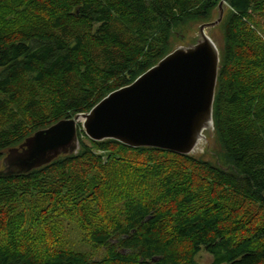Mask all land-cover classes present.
<instances>
[{
	"label": "trees",
	"instance_id": "obj_1",
	"mask_svg": "<svg viewBox=\"0 0 264 264\" xmlns=\"http://www.w3.org/2000/svg\"><path fill=\"white\" fill-rule=\"evenodd\" d=\"M4 1L22 9H0V114L22 79L51 101L24 106L26 130L0 128V159L132 83L172 51L174 26L207 19L220 0ZM225 6L216 162L94 142L77 125L75 152L0 176V264H197L202 250L209 264H264V0ZM62 222L105 257L61 249Z\"/></svg>",
	"mask_w": 264,
	"mask_h": 264
},
{
	"label": "water",
	"instance_id": "obj_2",
	"mask_svg": "<svg viewBox=\"0 0 264 264\" xmlns=\"http://www.w3.org/2000/svg\"><path fill=\"white\" fill-rule=\"evenodd\" d=\"M225 2H219L217 18L201 24L188 45L172 50L89 112L60 120L26 138L19 149H10L0 176L28 173L73 153L77 125L94 142L114 140L130 148L193 153L204 133L213 129L219 52L205 29L221 22Z\"/></svg>",
	"mask_w": 264,
	"mask_h": 264
},
{
	"label": "rangeland",
	"instance_id": "obj_3",
	"mask_svg": "<svg viewBox=\"0 0 264 264\" xmlns=\"http://www.w3.org/2000/svg\"><path fill=\"white\" fill-rule=\"evenodd\" d=\"M221 1V0H220ZM219 1V2H220ZM5 2L0 0V4ZM218 2V4H219ZM217 4V6H218ZM1 6V5H0ZM4 11L11 10L17 14L21 8H16V5L8 3L6 6L0 7ZM1 13V11H0ZM228 10L225 7L222 15L221 22L214 27L206 28L205 34L213 41L215 46L218 49L219 57L222 53L223 48V32L224 25L227 19ZM217 18V7L214 11L211 12L210 16L207 19H196L188 18L182 24L176 25L171 30L169 36V45L170 49L174 50L177 47H182L188 45L193 39L198 36V27L204 23L213 22ZM261 21L264 22L262 18ZM5 24V21H1L0 27ZM6 27V25H4ZM17 29V28H15ZM261 32V35L264 38V28L258 29ZM259 48V47H258ZM171 52V51H170ZM169 52V53H170ZM168 53V54H169ZM220 59V58H219ZM46 90H37L33 89L28 85L26 80H20L16 86H14V91L17 96L16 100L10 104L7 108V113L0 114V128L8 125L9 127L12 124H18L20 130H26L30 120L34 117L30 112L23 110L24 106L28 104L31 100L39 99L45 102H50L51 98L48 97ZM82 130V129H81ZM83 131V130H82ZM104 141V140H103ZM101 142V141H100ZM75 147L78 148V143L75 140ZM19 149V147H17ZM219 150V145L217 139H215L213 129L204 133V138L200 140L198 146L195 148L194 152L190 155L211 163H215V154ZM76 151V150H75ZM74 151V152H75ZM10 153V151H4L3 156L0 159V169L2 168L3 159ZM155 179L153 180V182ZM61 236L64 238L63 247L61 249L70 250L85 254L86 258L89 261H98L102 260L105 257V251L98 246H94L89 243L82 237V232L72 223H63L61 224ZM194 261L197 264H209L212 261V256L206 251H200Z\"/></svg>",
	"mask_w": 264,
	"mask_h": 264
}]
</instances>
